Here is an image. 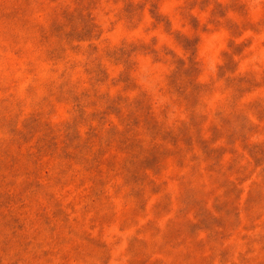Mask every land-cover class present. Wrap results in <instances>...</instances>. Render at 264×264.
I'll return each mask as SVG.
<instances>
[{"label": "rangeland", "instance_id": "374dc122", "mask_svg": "<svg viewBox=\"0 0 264 264\" xmlns=\"http://www.w3.org/2000/svg\"><path fill=\"white\" fill-rule=\"evenodd\" d=\"M0 264H264V0H0Z\"/></svg>", "mask_w": 264, "mask_h": 264}]
</instances>
